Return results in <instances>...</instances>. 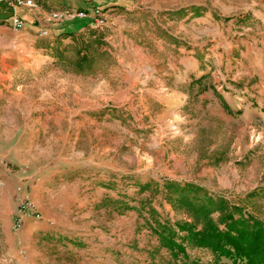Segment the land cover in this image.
Listing matches in <instances>:
<instances>
[{
  "label": "rangeland",
  "instance_id": "obj_1",
  "mask_svg": "<svg viewBox=\"0 0 264 264\" xmlns=\"http://www.w3.org/2000/svg\"><path fill=\"white\" fill-rule=\"evenodd\" d=\"M36 1L106 26L0 20V264L172 263L174 184L264 220V0ZM19 198L41 219L17 228Z\"/></svg>",
  "mask_w": 264,
  "mask_h": 264
},
{
  "label": "trees",
  "instance_id": "obj_2",
  "mask_svg": "<svg viewBox=\"0 0 264 264\" xmlns=\"http://www.w3.org/2000/svg\"><path fill=\"white\" fill-rule=\"evenodd\" d=\"M96 7L100 6L93 3L88 8L76 10L90 12ZM11 15L7 9L0 14V20L6 21ZM76 33L66 31L62 34L72 38ZM80 55V66L83 68L86 56ZM196 82L200 83L201 79ZM224 108L228 111L226 106ZM167 190L176 194L177 203L185 204L186 216L190 218L173 224L162 223L157 227L159 246L169 253L172 261L169 264H225L223 259L231 264H264V220L246 214L239 206L215 200L193 185L180 188L174 184L169 185ZM186 245L210 252L213 259L207 263L192 259Z\"/></svg>",
  "mask_w": 264,
  "mask_h": 264
},
{
  "label": "built area",
  "instance_id": "obj_3",
  "mask_svg": "<svg viewBox=\"0 0 264 264\" xmlns=\"http://www.w3.org/2000/svg\"><path fill=\"white\" fill-rule=\"evenodd\" d=\"M0 4H6L7 9L11 11V17L6 20L17 31H23L27 28L28 23L20 15L19 10H29L41 15L45 24H62L73 20H90L96 27L102 28L106 26L105 11L101 7H96L90 12L78 11L76 9H62L45 14L39 7L36 0H0ZM41 38L48 36L47 26L38 31ZM17 228H21L28 218L41 219V214L35 208V205L29 199L19 198L16 207Z\"/></svg>",
  "mask_w": 264,
  "mask_h": 264
},
{
  "label": "crops",
  "instance_id": "obj_4",
  "mask_svg": "<svg viewBox=\"0 0 264 264\" xmlns=\"http://www.w3.org/2000/svg\"><path fill=\"white\" fill-rule=\"evenodd\" d=\"M96 1H98V0H96ZM37 3H38V5H39V7H40V9L45 13V14H49L48 12H54L55 11V9H61V7L60 6H58V5H55V4H53L51 1H46V3H44L45 5H42V3H39L38 1H36ZM138 2L139 3H148V2H151L150 0H138ZM47 9V10H46ZM48 11V12H47ZM5 12H7V9H5V10H1L0 9V14H4ZM20 12H22V13H24V14H20ZM19 15L25 20V21H27V23H28V18H32L34 15H36V13H34V12H31V11H29V10H23V9H21V10H19ZM27 14V15H26ZM37 16H41V15H39V14H37ZM36 20V24H34L35 26L33 27V28H37V32L38 31H40L43 27H45V26H47V30H48V36H49V32H51L50 31V28L51 27H54V26H60L59 28H57L55 31H54V33L55 32H57V33H63V32H66V29H65V25L66 24H68V23H62V24H64V25H62V24H45L44 22L42 23V22H40V21H38V18H35ZM39 20H40V18H39ZM80 20V19H79ZM4 22H6V21H4ZM89 22H90V24H92V22L89 20ZM69 23H72V22H69ZM85 28H83V29H80L79 30V32H77L76 33V35L77 34H79L80 32H82L83 30H84ZM12 77H13V74L11 75Z\"/></svg>",
  "mask_w": 264,
  "mask_h": 264
}]
</instances>
